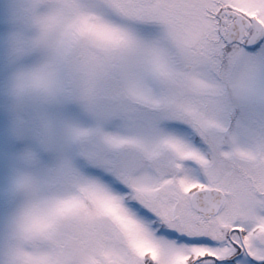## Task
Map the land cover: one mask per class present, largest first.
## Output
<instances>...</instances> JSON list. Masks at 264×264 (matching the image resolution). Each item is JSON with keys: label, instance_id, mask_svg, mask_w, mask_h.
I'll return each mask as SVG.
<instances>
[{"label": "snow or ice", "instance_id": "obj_1", "mask_svg": "<svg viewBox=\"0 0 264 264\" xmlns=\"http://www.w3.org/2000/svg\"><path fill=\"white\" fill-rule=\"evenodd\" d=\"M0 264H264V0H0Z\"/></svg>", "mask_w": 264, "mask_h": 264}]
</instances>
